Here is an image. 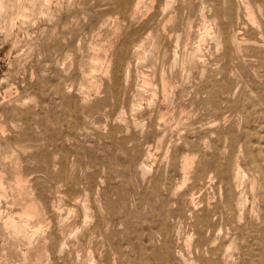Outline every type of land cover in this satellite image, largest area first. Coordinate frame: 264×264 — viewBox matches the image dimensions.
Returning <instances> with one entry per match:
<instances>
[{
    "label": "bare ground",
    "instance_id": "1",
    "mask_svg": "<svg viewBox=\"0 0 264 264\" xmlns=\"http://www.w3.org/2000/svg\"><path fill=\"white\" fill-rule=\"evenodd\" d=\"M37 17L74 56L0 126V264H264V4L0 0L12 44ZM189 95L219 118L169 138Z\"/></svg>",
    "mask_w": 264,
    "mask_h": 264
},
{
    "label": "rangeland",
    "instance_id": "2",
    "mask_svg": "<svg viewBox=\"0 0 264 264\" xmlns=\"http://www.w3.org/2000/svg\"><path fill=\"white\" fill-rule=\"evenodd\" d=\"M252 3L254 5H258L259 3L264 4V0H252ZM254 9L258 19H263V15L259 13L256 6H254ZM41 26L42 18L37 17L33 23L26 26L24 30L19 29L18 34L20 37H17L18 40L15 44L9 41L5 32L0 28V78L6 77L3 83L0 80V103L3 102L1 103L2 105L0 104V126L3 125L5 135L7 136H17L19 133L25 131L29 127L35 126L39 122L41 101L44 98L48 100L50 98L48 93L47 95L44 94L46 88L48 89L51 83H54L53 77L55 75L56 66L61 68L64 66V61H70V57L74 56L73 53V56L70 55L68 59L66 58L65 60L62 55H53L54 36L45 42L44 38L42 39L41 36ZM256 35L257 34L253 32L248 33V37L250 38H255L257 37ZM75 45L76 48H78L82 44L76 42ZM148 60L149 59H146L144 56V58L141 59V67L147 64ZM138 70L142 71L145 70V68L140 69L139 67ZM71 81L72 79H70V82ZM73 82L77 83V80ZM148 93L149 92H147L146 95L144 94L145 96H143V100L141 101L143 109H147L149 106L147 105L150 102ZM191 98L192 96L189 95L184 102L175 101V104L173 103L169 107L170 109L168 108L166 119V135L168 137L179 138L189 136L193 128H195L192 126L206 124L205 127H208L211 125L208 123L219 118L218 114L207 111L203 106L194 104L192 108L190 104ZM10 99L11 101L9 102ZM190 110L191 112L188 113ZM115 114L116 113H113L114 116ZM213 117L214 119H212ZM229 119L230 118H228L227 125H230ZM108 121L109 119H107L105 123H108ZM197 123L201 124L198 125ZM64 131L68 133V130L64 129ZM2 134L0 128V139L2 138ZM17 153H20V151ZM156 153H158L159 158L162 157V151H157ZM101 254L104 255V252L101 251Z\"/></svg>",
    "mask_w": 264,
    "mask_h": 264
}]
</instances>
